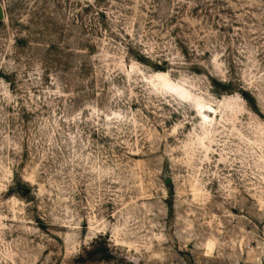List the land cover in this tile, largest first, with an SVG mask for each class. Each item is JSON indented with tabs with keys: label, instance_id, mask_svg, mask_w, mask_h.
Here are the masks:
<instances>
[{
	"label": "rangeland",
	"instance_id": "1",
	"mask_svg": "<svg viewBox=\"0 0 264 264\" xmlns=\"http://www.w3.org/2000/svg\"><path fill=\"white\" fill-rule=\"evenodd\" d=\"M0 9V264H264V0Z\"/></svg>",
	"mask_w": 264,
	"mask_h": 264
},
{
	"label": "crops",
	"instance_id": "2",
	"mask_svg": "<svg viewBox=\"0 0 264 264\" xmlns=\"http://www.w3.org/2000/svg\"><path fill=\"white\" fill-rule=\"evenodd\" d=\"M2 17H3V12L0 9V21L2 20Z\"/></svg>",
	"mask_w": 264,
	"mask_h": 264
},
{
	"label": "trees",
	"instance_id": "3",
	"mask_svg": "<svg viewBox=\"0 0 264 264\" xmlns=\"http://www.w3.org/2000/svg\"><path fill=\"white\" fill-rule=\"evenodd\" d=\"M246 96H248V95H246Z\"/></svg>",
	"mask_w": 264,
	"mask_h": 264
}]
</instances>
